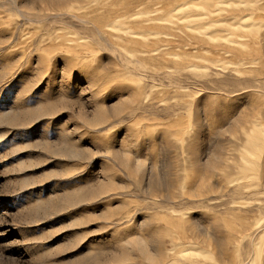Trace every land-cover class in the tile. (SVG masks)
Masks as SVG:
<instances>
[{"label":"rangeland","instance_id":"obj_1","mask_svg":"<svg viewBox=\"0 0 264 264\" xmlns=\"http://www.w3.org/2000/svg\"><path fill=\"white\" fill-rule=\"evenodd\" d=\"M0 264H264V0H0Z\"/></svg>","mask_w":264,"mask_h":264}]
</instances>
